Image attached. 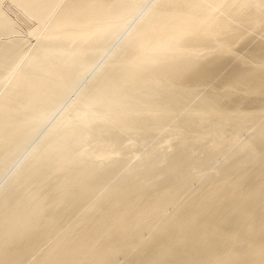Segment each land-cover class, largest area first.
<instances>
[{
  "label": "bare ground",
  "instance_id": "bare-ground-1",
  "mask_svg": "<svg viewBox=\"0 0 264 264\" xmlns=\"http://www.w3.org/2000/svg\"><path fill=\"white\" fill-rule=\"evenodd\" d=\"M13 1L35 19L44 21L47 9L60 0ZM105 1L97 0L88 8L82 5V0H71L48 26V37L60 38L68 34L75 37L82 31H88L96 33L101 41L111 40L115 32L109 29L105 20ZM126 1L130 7L135 6L130 0H118L119 7L123 8ZM210 1L228 7L232 5L231 0ZM254 1L258 7L264 6V0ZM173 2L165 0L167 4ZM180 4L185 7L187 2L183 0ZM132 12L131 16L136 20L143 14ZM113 19L118 18L113 17L110 21ZM144 23L146 27L137 29L129 44L141 46L150 43V47L158 51L155 59L178 56L182 61L160 64L158 71L164 78L169 79L187 64L206 67L220 63L221 57L212 56L203 60L186 49L189 41L198 45L216 40L217 32L229 27L220 19L198 18L196 13L165 15L155 9L144 16ZM10 26L9 20L0 14V32H5ZM232 28L227 38L218 39L223 53L230 54L227 51L235 39ZM85 41L92 44L91 38ZM56 43L45 45V59L67 55L68 52ZM260 43L255 37L246 40L250 46ZM1 47L0 44L1 54H10L9 48ZM10 48L13 50L12 46ZM253 59L264 66V53L254 55ZM238 60L242 58L232 54L224 61L223 69L210 71L224 79L225 84L211 82L206 77H200V73L192 76L190 83L204 82L212 89L194 102H190L193 100L190 97H180L184 88L174 86L165 90L160 83L150 80L137 87L141 100L133 99V93L124 97L115 85H98L97 97L110 95L112 104H151L160 97L168 113L179 110L178 117L174 121L163 116L155 119L161 130L151 137L134 140L130 148L124 146L126 149L122 142L126 130L130 127L135 129L143 120L129 119V126L121 128H115L108 122H90L94 124H88L87 129L76 136V146H72L71 140H59L72 133L68 129L69 124L64 123L60 126L61 130H54L40 144L26 166L12 177L0 197V264H264V100L255 98L260 89L249 88V84L256 79L254 76L247 77L244 87L234 83L236 75L231 66ZM124 62L125 59L118 60V63ZM30 68L45 72L35 63H30ZM261 75L264 76V73ZM53 76L58 78L57 83H51L48 78L26 76L17 85L27 94L37 91L30 97V101H35L43 91L52 93L62 87L64 77L60 73L47 77L51 79ZM224 87L230 90L225 104L233 99L240 100L238 109L229 118H220L214 113ZM191 110L197 115L189 117L188 114H193L189 112ZM9 114L18 125L28 118L27 112L18 109L11 101L2 104L0 140L5 138L2 120ZM31 118L36 119L33 115ZM162 121L168 123L161 124ZM233 123L237 125L236 130L243 126L251 128L253 135L238 140L228 149L224 141L217 142L216 149L225 147L226 153L206 154L203 158L194 156L201 163L197 167L190 165L187 168L179 162L171 172H161L164 174L160 175V188L156 191L148 188L154 181L152 175L142 178L126 172L122 167L120 160L135 154L148 157L154 163L164 162L167 157L176 155L177 146L196 143L206 133L217 138L222 127ZM18 125L9 128L7 135L18 134L21 131ZM172 126L179 129V133L195 128L202 134L173 144L174 136L169 135H174L176 130L171 132ZM236 130L232 135L237 133ZM147 139L149 144L145 143ZM58 144L83 155L82 162L74 163V155L70 154L63 164H58L57 158L47 163L43 157L54 151ZM160 146L170 152H158ZM110 157H116L111 165L97 162ZM253 158L263 161L259 168L258 165L254 168L256 170L242 173L233 182L218 188L204 186L212 179L207 172L209 166L213 165L211 168L220 171L228 163L231 167L239 163L247 165ZM250 177L258 180L250 185L247 182ZM161 193L163 195L159 197ZM145 252L149 253L146 259L142 256Z\"/></svg>",
  "mask_w": 264,
  "mask_h": 264
},
{
  "label": "rangeland",
  "instance_id": "rangeland-1",
  "mask_svg": "<svg viewBox=\"0 0 264 264\" xmlns=\"http://www.w3.org/2000/svg\"><path fill=\"white\" fill-rule=\"evenodd\" d=\"M70 1L60 0L58 3L50 6L47 9L44 21H39L19 7L15 1L0 0V14L7 18L11 24L5 32H0L1 48L10 49V54L3 55L0 53L1 56L6 58L4 60L0 56V107L2 104L11 101L18 109L25 110L28 117L24 118V120L19 117V120H22V126L15 124L10 114L2 120V133L5 135V138L0 140V197L5 192L6 186L11 182L12 177L26 166V163L38 150L40 144L46 141L54 130H61L60 126L64 123L69 124L68 129L72 133H69L67 138L60 137L59 140L62 141L63 139V142L71 140L73 141L72 146H76V136L83 133L91 124L108 122L115 125V128H121L128 125L129 119L135 121L143 120L135 129L130 127L129 130H126V137L124 139L126 141L119 139L125 144H122L123 147L130 148V144L134 140L151 137L154 133L161 130V126L157 125L155 119L163 116L170 121H174L178 117L177 113L179 110L175 109L171 113H168L165 106L160 102V97L151 104L144 102L135 106H130V104L124 102L112 104L110 102V95L97 97L96 87L98 85H105L107 87L115 85L120 89L124 97L133 93V99L141 100L142 95L137 91V87L143 81L150 80L155 81L157 84L160 83L165 90L171 89L174 86L178 88L182 87L184 90L180 97H190L193 99L190 102H194L197 97L210 93L212 89L204 84V82L190 83L191 77L196 73H200V77H206L211 82L219 81L225 84L224 79L217 77V75L212 74L210 71L223 69L224 61L229 59L232 54H235L241 57L242 60L234 62L231 66V71L236 75L234 83L244 87L247 77L254 76L256 79L253 83L249 84V88L260 89L259 95L255 96V98L260 101L264 100V88H262L264 76L261 75L264 73V66L253 59L254 55L264 53V6L258 7L255 5L254 0H231L232 5L230 7L210 0H186L187 4L185 7L180 4L183 0H174L170 4L165 3V0H130L132 3H135V6L130 7V3L126 1L127 3L123 8L119 7L118 0H106L103 9V12L107 13L105 20L108 21L109 29H113L115 32V37L111 40L101 41L97 39L96 33H89L88 31H82L75 37L73 34L68 33H66L68 35L60 38L48 37V26L60 16V13L65 10L66 5ZM95 2L97 0H82L81 3L83 6H88L89 8ZM211 4L215 5L212 6ZM155 9L165 15H170V13H196L198 18L216 17L223 23H227L226 25L229 27L220 29L217 32L216 40L212 39L198 45L189 41V44L186 46V49L191 54L200 56L203 60L212 56L221 57L220 63L217 66L206 65V67L187 64L182 67L181 71L173 73L169 79L160 75L158 71L160 64L181 63L182 61H179L180 57L170 55L171 57L169 58L155 59L157 58L158 51L155 52L150 47V43L149 45L148 43H144L141 46L129 44L133 33L137 29L146 27L144 16L150 14ZM132 11H138L143 14L140 19L136 20L131 16ZM113 17L118 19L114 20V18L110 21ZM230 26L234 29L232 33L235 39L227 51L230 54H227L222 52V46L219 44L218 39H225L230 35ZM249 37H255L261 43L255 46L247 45L246 40ZM86 38H91L92 44H87ZM50 42H57L56 44L60 49L68 52L67 55L52 58V60L45 59L44 47ZM10 46L13 47V50ZM123 59H125L124 63H118V60ZM30 63H35L36 66L43 68L45 72L40 73L36 69H31ZM69 63V67L66 68ZM142 63L150 66H140ZM56 73H60L62 78L64 77L65 81L62 87L52 93L43 91L35 101H30V97L37 91L27 94L25 90H22L17 85L26 76L48 78L51 83H57L58 78L56 76H53L51 79L47 77L49 74L53 75ZM229 92L230 90L226 87L221 89L217 107L214 110V113L217 116L219 115L220 118H229L239 107V99H233V101L228 102L229 104L224 103L225 100H228L227 96ZM32 115L36 119L31 118ZM196 115L194 112L193 114H188L189 117ZM15 118L16 120L18 119V117ZM90 122L94 123L89 124ZM165 123L168 122L162 121L161 124ZM15 125L20 126L21 131L16 135H7L9 128ZM236 126L233 123L222 127L221 133L217 138H212L205 132L206 134L201 136L198 142H189L188 146L186 144H184L185 146H177L176 155L174 157H167L164 162L154 163L148 157L135 154L130 158L121 159L120 161L123 165L121 166L126 172L129 171L142 178L152 175L154 181H152V184L148 188L151 187L152 191H156L160 188V175L164 174L161 172H171L179 162L187 168L190 165L197 167L201 163L194 156L203 158L206 154L220 155L226 153L225 147L216 149L217 142L224 141L226 143L224 146L229 148L230 145H234L238 140L247 139L253 135L251 128L243 126L236 130ZM170 130L171 132L176 130V132L174 131V135H169L168 133L169 137L174 136L172 138L173 144L187 141L192 136L200 137L202 134L195 128L189 129V131L184 133H179V129H175L173 126ZM234 130L237 133L232 135ZM149 139L145 140V143L149 144L151 140ZM118 144L121 145V143ZM158 144L156 145L158 146ZM125 147L124 149H126ZM137 149L140 150L139 148ZM166 149V147L160 146L158 152H170V150ZM242 152H247V150H243ZM70 154L74 155L72 158L74 163L82 162L83 159L81 158L83 155L73 153V150L71 152V150L63 148L59 144L55 146L54 151L47 153L43 159H46V162L50 163V161L57 158L58 164H63ZM115 158L99 159L97 162H99L98 164L111 165L114 163ZM261 161L253 158L249 164L244 165V163H239L235 167H231L230 163H228L220 171H215L211 168L213 167L211 165L209 166L211 171H209L208 167L207 169L209 170H206L210 173L208 176L212 179L210 180L211 182L204 183V186L218 188L225 183L233 182L242 173L252 171L257 165L259 168ZM13 164H15V168L9 173V169ZM256 180L258 179L250 177L247 182L251 185ZM162 195L163 193L159 197ZM163 240L165 238L162 239V242ZM159 242L162 243L161 239ZM146 254L149 253L145 252L142 255L145 257L144 259L148 256Z\"/></svg>",
  "mask_w": 264,
  "mask_h": 264
}]
</instances>
